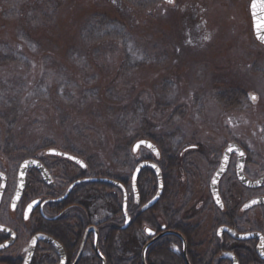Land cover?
Here are the masks:
<instances>
[{
    "label": "rangeland",
    "instance_id": "obj_1",
    "mask_svg": "<svg viewBox=\"0 0 264 264\" xmlns=\"http://www.w3.org/2000/svg\"><path fill=\"white\" fill-rule=\"evenodd\" d=\"M13 1H16L20 6L27 0L20 2L19 0ZM121 1L124 3L128 0ZM129 1L137 9L139 8L136 5H142L151 10V13L155 14L154 10H157L156 12H158L159 16L157 20H152L154 24L150 28L147 27L149 25L147 24L145 26L147 30L144 32L142 30L139 31L140 34H136L131 40L126 38L129 41L128 44L130 50H132V55L135 58H145V56L141 57L140 43L137 42L150 41L149 39L141 40L139 38V35H145L146 37H151V41L158 42L155 48L156 53L166 52L167 57L165 56L156 62H145L144 69L137 70L134 74H129L128 77L120 81V88L123 91L126 89V84L129 83L131 86V82L132 84H147L154 91L152 92L153 94L147 91V96L142 101L143 110L141 115L139 116L135 113V115L130 114L129 116L122 117L121 123L117 125V128L122 132L127 129L130 131L133 128H137L139 126L138 121L142 120L147 112L153 111L156 102H160L161 96L158 93V89L155 88L154 83L166 74L169 77V74L174 72L178 80L175 83L176 86L171 87V89H165L161 95L170 104L185 108L183 109V114H179V117L172 121L173 124L175 122L178 131H180L176 133V145L182 148L189 143H197V141L200 142L202 139L218 136L219 140L222 139V141L227 137L238 139L245 148L251 151L252 155L255 152H257L256 154L264 153V48L257 41H254L252 37V22L249 13V3L251 0H172V3H168L166 0ZM92 3L98 4L100 7H95ZM90 4L93 6H89ZM10 5L7 2L3 4L2 7L4 9L0 8V13L13 10V7L11 8L12 5ZM111 5L113 6V11L118 10L115 4L111 3ZM92 8H99L104 10V12L112 11L111 8L103 7L95 0H65L63 6L57 12V19L59 18L57 24H59V27L57 26L54 29V34H57L55 37L53 36L52 41L50 40L52 44L50 46H53L54 41L55 43L70 41L73 38L71 37L72 32L70 31L69 35L65 36V29H74L75 23L81 24L86 16L94 10ZM132 11L129 12L124 5L120 11L123 22L125 21L126 24L131 21L132 17L129 13ZM6 19L10 23L20 21L19 16L15 15ZM73 19L74 23L70 24V21ZM32 28L37 29L40 26ZM94 38H99V35H95ZM4 39L11 41L8 38ZM18 41L23 42L24 40L18 38ZM160 43L162 45H159ZM44 44L46 45V42ZM44 44L38 47L35 43L29 41L26 43L24 41L20 55H16L11 64L5 66L4 71L3 68L0 69V75H3L6 81L12 82L10 79L12 76L20 84L18 94L23 97V100L20 101L22 120L19 126H17L16 131H19L18 134L21 138L26 140L24 143H31V148H35V146L40 147L44 142L53 143L56 141L58 143L62 137L64 138L63 134L68 137H75L76 139H80L82 136L79 132L72 134V119L68 122H66V119L61 121L60 116L55 115V113L52 114L53 111L52 106L49 105V97L46 96L45 98L43 90L41 92L35 91L29 85V81H35L34 77L37 76V73L45 76L48 75V91L53 82L59 83L64 78L69 77L67 73L71 70L70 67L78 70L80 76L75 77L77 80L76 88L67 94L65 98L58 99V102L61 104L60 108H62V111H59L65 112L68 117H74V115H70V112L73 111L74 106H79L76 101L78 97L76 94L84 87V81L81 79L83 73L80 71L81 66L78 63L79 61L69 63L62 56H59L57 52L56 54L54 53L55 56H50L53 59L56 58L54 61L57 64V68L52 67L50 63H45L41 66V53L43 54L44 50H46ZM168 57L173 59L170 62L171 69L168 66ZM102 60L105 61V58H102ZM82 61L85 63L87 59L85 60L84 58ZM59 63H62L67 70H64L63 67L61 68V64ZM117 63L118 58L113 64L108 63L106 71H103V68H101L99 74L93 80L95 83L88 82L85 86L97 83L108 84L112 80L114 70L118 67ZM48 67L52 68L48 70ZM95 67L94 65L93 70H95ZM153 70L159 71V76L152 77L150 71ZM228 88L240 89L247 94L246 101L242 103L240 108L233 110L225 109L218 102V92ZM168 94L170 95L168 96ZM252 97H255V99ZM255 100H258V103L250 105V102ZM146 105L148 106L147 109L145 108ZM155 117L156 121L163 119L162 117ZM50 118L53 119L51 122H49ZM35 121H40L39 124L41 123V125L32 126V123ZM74 122L81 123L80 126L84 124L86 128L89 125L95 126L93 120L86 118L84 115L81 116L80 113ZM109 123L110 120L109 122L107 120L104 121L107 129L110 126ZM154 123L159 124V122ZM27 124L31 128L28 127L27 129ZM157 126L159 130L160 128L163 130L162 127ZM78 129L76 128V131ZM92 131L90 133H84L83 131V135H86L85 138H89L91 143L96 141L97 136V134H94L96 132L92 133ZM115 131L117 129L112 130L113 133H111L108 129L105 135V138H107L105 139L106 147L102 146L104 149L103 153L97 155V158L99 165L107 168L110 174L124 177L127 175L125 164L123 163L124 160L114 158L111 154H108V151L111 149V139L114 138L116 140L119 138V135H115ZM59 133L60 135H58ZM129 134L131 133L129 132ZM0 137L5 138V130L2 127H0ZM218 143L221 142L219 141ZM41 153H37L36 156L42 155ZM146 156L148 154L145 150H142L134 159L138 163L139 159ZM135 164L131 170H133ZM195 164L197 166H191L185 172L181 170L175 171L173 175L174 184L168 188L166 200L168 207L175 213L177 221H180L183 227H186L184 226L186 223L196 226L197 231L195 234L197 239L194 244L200 246L204 240V232L206 235L210 232V227H206V224L210 225L212 215L209 216L206 222L203 217L205 216L203 213L206 212H200L196 208L206 198L207 189L204 182V169L206 166L199 158H197ZM112 168L115 172L111 170ZM126 177L124 178L126 179ZM228 190L229 188L225 187L224 193H227ZM239 192L242 193V190L237 188V191L234 190L233 195L237 197ZM158 214L153 212L150 216L153 218V216ZM261 214L264 215L261 209H257L252 213L255 217L256 225L260 229H263L264 225L261 220ZM192 215L197 216L193 217ZM184 217H190L192 220L190 219V222L184 221ZM197 250L199 252L202 251L201 247ZM117 252L118 254L121 253L119 248H117ZM159 259L166 262L165 258L162 259L160 257Z\"/></svg>",
    "mask_w": 264,
    "mask_h": 264
},
{
    "label": "trees",
    "instance_id": "obj_2",
    "mask_svg": "<svg viewBox=\"0 0 264 264\" xmlns=\"http://www.w3.org/2000/svg\"><path fill=\"white\" fill-rule=\"evenodd\" d=\"M20 1L22 0H19V2ZM95 1L103 7L111 8L112 11L113 6L111 3H113L117 6L118 10L114 9L116 11L104 12V10L99 8H92L94 10L86 16L81 24H74V29L69 28L66 30L63 27L66 31L65 36H68L71 31V37H73L74 40L72 38L70 41H60L59 43H55L54 41L53 46H50L52 45L51 41L53 36L55 37L57 34H54V29H56L57 26L59 27V24H57L59 21V18L57 19V12L63 6L65 0H27L20 6L16 1L0 0V8L4 9L2 6L6 2L12 5H10L11 8L13 7V10H7L8 12L5 13L1 11L3 13H0V69L3 68L4 71L5 66L8 64L10 65L16 55H20L24 41L26 43H28V41L35 43L38 47L46 42V45L44 44L46 50H44L43 54L41 53L40 65L42 66L45 63H50L52 67L57 68V64L54 61L56 58L53 59L50 56H55L58 52V55L62 56L63 59H66L65 61L69 63H72V61H79L78 63L81 66L80 71L83 73L81 79L84 81V87L81 90L79 89L80 91L76 94V96L78 95L76 101L79 106H74V109H72L74 112H70V115H74V117H68L65 112H61L62 108H60L61 104L58 102V99L65 98L67 94L71 93L72 90L76 88L77 80L75 77L80 76L78 70L70 67L71 70L67 73L69 77L64 78L59 83L53 82L51 84L52 86L49 85L50 88L48 91V75L45 76L37 73V76L34 77L35 81H29V85L33 90L39 92L43 90L45 98L46 96L49 97V105L52 106L53 111L52 114L55 113V115L60 116L61 121L66 119V122H68L72 119V134L76 132L82 134L80 139H76L75 137H68L62 132L64 138L62 137L58 142L59 144L56 143V141L53 143L44 142L40 147L35 146V148H31V143H24L26 140L21 138L18 134L19 131H16L18 128L17 126H19L22 120V107L20 101L23 100V97L18 94L20 84L12 76L10 77L12 82H9L5 80L3 75H0V127L5 130V138L3 139L0 137V152L7 150L8 152L10 151V153L13 152L16 156L21 152L18 155L21 156L23 154L22 157H35L37 153L43 152L49 148L68 151L85 161L87 164V172L90 173V175L111 178L122 183L125 179L124 177L129 176L133 165L136 163L134 159L136 155L131 153L133 143L140 139L152 141L159 148L161 153L159 164L163 174L164 194L156 208L141 214L143 224L145 225L146 223H151L152 217L150 215L157 208L165 210L167 214H175L171 211V208L168 207L166 200L167 190L174 184L173 175L175 171L181 170L185 172L187 168L193 166L191 161L198 157L195 156L191 158V155L196 153L181 155L183 147L181 148V146L175 143V138H177L176 133L180 131H178L175 122L173 124L172 121L176 120L179 114H183L182 112L185 108L183 106L170 104L169 101H165L166 98L161 95L165 89H171V87L173 88L176 86L175 83L178 80L174 72L170 73L169 77H167L168 74H166L154 83L155 88L158 89V93L161 96L160 102H156L153 111L147 112V114L143 116L144 118L138 121L139 126L137 128H133L130 131L127 129L123 132L117 128V125L121 123L120 120L122 117L129 116L130 114L135 115V113L140 116L143 110L142 101L144 97L147 96V91H150L151 94H153L152 92L154 91L151 87H148L149 85L147 84H132V82L131 86L129 83L126 84V89L123 91V89L120 88V81L128 77L129 74L131 75L137 70L144 69L145 62L159 61L165 56L167 57V53H156L155 48L158 42L151 41V37L149 36L139 35L141 40L149 39L150 41H137L140 43L139 48L141 57L145 56V58H135L132 55V50H130L129 41L126 40V38L129 40L133 39V36L140 34L139 31L141 30L142 32L147 30L145 27L147 24H149L147 27L150 28V26L154 24L152 20H157L159 18L158 12H156L157 10H154L156 16L154 13H151V10L142 5H136L139 9L134 8L132 2L129 0L124 3L121 0ZM92 4L89 6H99L98 4ZM123 5L129 12L133 10L129 13L132 18L127 24L125 21L123 22V18L120 14ZM14 15L19 16L20 21L8 22L6 18ZM74 19L70 21V24L74 23ZM34 26H40V28L33 29L32 27ZM95 35H99V38L95 39ZM4 38H8L11 41L5 40ZM18 38L24 41H18ZM159 45L162 44L160 43ZM84 58L85 60L87 59L85 63L82 61ZM102 58H105V61L102 60ZM117 58L118 67L114 70L112 80H110L108 84H99L96 82L97 84L85 86L88 82L95 83L93 80L97 77V74H99L100 69L103 68V71H106L108 65L110 63L113 64ZM172 61L173 59L168 57L169 69H171L170 62ZM59 64H61V68L63 67L64 70H67L62 63ZM94 65L96 66L95 70H93ZM52 67H48L47 69L50 70ZM150 72L152 77L159 76V71L153 70ZM169 95L170 94H168V96ZM246 97L247 94L245 92L235 88H228L219 91L217 94L218 102L225 109L231 110L240 108L242 103L246 101ZM147 107L146 105L145 108L147 109ZM83 112L85 113L81 114ZM79 113L81 116L84 115L86 118L93 120L95 124V126H93L94 128L89 125L87 129L84 124L80 126L81 123L78 124L74 122V120L79 117ZM155 116L162 117L163 119H160L161 121H156ZM52 120L53 119L50 118L49 122ZM105 120L108 122L110 120L108 129L111 133H113L112 130L117 129L114 133L116 136L119 135V138L116 140L114 138L111 139V149L108 151V154H111L114 158L124 160L123 163L125 164V170L127 172V175L124 177L117 174H110L107 168L102 167L98 163L97 155L103 153L104 149L102 146L106 147L105 139L107 138H105V135L108 129L105 127ZM39 122L40 121L33 122L32 126L41 125ZM154 122H159V124ZM157 125L162 127L163 130H161V128L159 130ZM26 127L28 129L30 126L27 124ZM76 128L79 129L76 131ZM83 131L84 133H90V131H92V133L96 132L94 133L95 135L97 134L96 141L91 143L89 138H85L86 135H83ZM129 132L131 134H129ZM58 135H60V133ZM111 170L115 172L113 168ZM138 183L141 200L145 203L153 196L155 191V178L152 171L149 169L143 170L139 176ZM84 188L87 192V197L92 198L94 204L92 214L97 218L96 220H101L105 216L107 217V214L111 215L110 219L99 224L102 227V237H104L102 241L103 249H101V252L106 258L107 264H124L125 252L123 248L125 246L129 247L130 252L127 254L129 258L127 260L128 264H139L141 249L146 242V238H143L142 243L136 238L137 233L141 231L137 218H134L127 230L121 231L118 229L123 222L121 216L120 192L112 186L99 183L89 184ZM128 211L131 215L135 213L132 207L128 209ZM108 223H111L109 230L106 226ZM117 248H119L120 254H118ZM156 248L157 246L149 248L146 255L147 264H152ZM160 250L164 251L165 253H163L171 258L166 250ZM97 264H99V261Z\"/></svg>",
    "mask_w": 264,
    "mask_h": 264
},
{
    "label": "flooded vegetation",
    "instance_id": "obj_3",
    "mask_svg": "<svg viewBox=\"0 0 264 264\" xmlns=\"http://www.w3.org/2000/svg\"><path fill=\"white\" fill-rule=\"evenodd\" d=\"M251 33L253 40L256 41L252 30ZM262 47L264 48V46ZM257 103L258 100L251 101L250 105ZM219 141L221 143H218ZM230 142H235L245 152L244 176L253 182L261 179L264 176V153L253 152L252 155L251 151L245 148L238 139L227 137L222 141L218 136H213V138H205L197 143H189L181 150V155L196 153L191 155V158L197 156L206 166L204 182L207 194L206 198L201 201L202 204L196 208L200 212H206L203 213L206 222L209 216H212L210 225L206 224V227H210V232L208 235L204 232V240L200 246L194 244L197 239L196 226L186 223L184 225L186 227H183L180 221H177L175 214H167L161 208L154 211L159 214L153 216L151 223L143 224L141 208L157 192V180L153 172L155 191L145 203L142 202L139 193V177L136 184L138 200L135 201L131 186L133 170L128 178L123 180L121 184L127 194V214L130 222L127 228L122 229L125 224L122 212L123 193L118 189L121 195V216L123 218L118 229L127 230L134 218L139 221L141 231L137 233L136 238L141 243L143 238H146L141 249L139 264H143L141 258L143 248L156 237L159 238L147 249L148 252L150 247L157 246L152 264H233L231 258H235L238 264H264V260L257 254L259 240L254 238L239 241L234 239L229 232H220L222 228H228L243 235L260 233L263 237L264 255V228L260 229L256 225L255 217L252 215L257 209H261L264 213V205L255 206L247 211L242 210V207L250 200L264 197V186L249 188L239 182L236 173L238 157L235 154L230 157L227 171L218 182V194L222 205L216 202L211 193L213 176L220 166L223 151ZM142 150L145 149L142 148L139 151ZM46 151L35 157H22L23 154L17 155V157L16 154L12 152V155L7 150L0 152V189L2 187L0 193V264H97L98 261L99 264H102L97 256V251L107 264V260L101 252L104 237H102V227L99 224L110 219L111 215L107 214V217L96 220L97 218L92 214L94 204L92 198L87 197L84 188L92 183H81L70 189L75 182L91 178L92 175L88 174L87 168L82 169L64 158L48 156L45 154ZM145 151L148 156L139 159V161H154L151 154L147 150ZM63 152L76 157L75 154L68 151ZM28 159H36L41 162L48 171L49 182H45L36 170H28L23 191L18 196V171L21 164ZM196 161L197 159L191 161L194 167ZM154 162L160 167L159 161ZM225 187L229 188L227 193H224ZM237 188H240L242 193L239 192L235 197L233 192L237 191ZM163 194L164 181L162 196ZM158 202L153 208L157 207ZM131 207L135 211L132 215L128 211ZM192 216L196 217L197 215ZM190 219L192 220L190 217L183 218L184 221ZM261 220L264 225L263 214H261ZM106 226L109 230L111 223ZM147 230L153 232L154 235L149 236ZM167 232L174 234L163 235ZM200 247L201 252L197 250ZM160 249L166 250L171 258L167 257L165 252ZM123 250L125 252L124 260L127 263L129 247L125 246ZM228 254L229 256L226 257L225 255ZM160 257L165 258L166 262L159 259Z\"/></svg>",
    "mask_w": 264,
    "mask_h": 264
},
{
    "label": "water",
    "instance_id": "obj_4",
    "mask_svg": "<svg viewBox=\"0 0 264 264\" xmlns=\"http://www.w3.org/2000/svg\"><path fill=\"white\" fill-rule=\"evenodd\" d=\"M166 1L169 2V0H166ZM249 12H250V17H251L254 37L258 43H260L261 45L264 46V39H262V38H264V0H251L250 6H249ZM139 148L147 149L151 153V155L154 157L155 160H159L160 153H159L157 147L151 141H149V140H138L132 146V153H136L139 150ZM240 153H243V155H240ZM46 154L51 155V156H57V157L65 158V159L70 160L71 162L75 163L76 165H78L82 169L86 168L85 163L81 159L74 157L72 155H69L67 153L61 152L57 149H49L46 152ZM233 154H235L238 157L236 173H237V178H238L239 182L242 185L249 187V188H259V187L264 186V176L255 182L249 181L244 176L243 166H244V160H245V152L235 142H230L223 151L220 166L217 169V171L215 172L213 179H212V182H211V193H212L214 199L216 200V202H219V204H221V199H220L219 194H218V182L221 179V177L223 176V174L226 173L230 157ZM147 168L150 169L155 174V177L157 180V192L154 195V197L141 208V212H143V213L151 210L157 204V202L159 201V199L163 193L162 173H161L159 166L153 161H142L135 166L132 177H131V186H132L133 194L135 197V201L138 200V194H137V189H136L137 179H138L140 173L144 169H147ZM30 169L36 170L41 175L42 179L45 182H49L50 177H49L48 171L41 164V162L36 160V159H28L21 164L19 171H18V178H17L18 196H20L22 191H23L26 173ZM81 183L106 184V185H110V186H113V187L119 189L123 193L122 212H123V215L125 218V224L122 227V229H125L128 227V224L130 222V218L128 217V214H127V194H126V191H125V189L121 183H119L113 179H109V178L91 177V178H86V179H82V180L75 182L70 187V189H72L73 186L81 184ZM1 191H2V187L0 189V193H1ZM262 205H264V197H258V198H254V199L250 200L249 202H247L242 207V210L247 211V210H249L255 206H262ZM222 231L231 233L232 237L236 240H239V241L251 240L254 238L259 240V244L257 247V254L259 255V257L262 260H264L263 237L260 233L254 232V233H249V234L243 235V234H237L228 228H222L220 230V232H222ZM169 233L174 234L173 232H167V233H163V235L169 234ZM147 234L149 236L154 235V233L149 231V230H147ZM160 236H162V235H160ZM158 238L159 237H156L155 239H153L152 241L147 243L145 245V247L143 248L142 255H141L143 264H146L145 253H146L148 247L153 242H155ZM96 251H97V249H96ZM97 256L102 261V264H105V259L98 253V251H97ZM225 256L227 257V256H229V254L225 255ZM231 260H232L233 264H238L237 261L235 260V258H233V259L231 258ZM27 262H25V263H27Z\"/></svg>",
    "mask_w": 264,
    "mask_h": 264
},
{
    "label": "snow or ice",
    "instance_id": "obj_5",
    "mask_svg": "<svg viewBox=\"0 0 264 264\" xmlns=\"http://www.w3.org/2000/svg\"><path fill=\"white\" fill-rule=\"evenodd\" d=\"M169 2H171V0H169ZM262 39H264V38H262ZM252 98L255 99V97H252ZM240 155H243V153H240ZM29 207H31V206H29Z\"/></svg>",
    "mask_w": 264,
    "mask_h": 264
}]
</instances>
